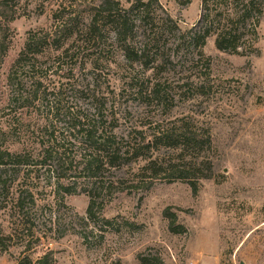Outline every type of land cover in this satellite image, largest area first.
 <instances>
[{"label":"rangeland","instance_id":"obj_1","mask_svg":"<svg viewBox=\"0 0 264 264\" xmlns=\"http://www.w3.org/2000/svg\"><path fill=\"white\" fill-rule=\"evenodd\" d=\"M63 2L20 0L6 14L15 15V20L8 24L11 46L1 70L0 130L18 121L28 133L33 110H25L23 116L12 108L6 110V78L30 34L54 28L53 14ZM182 3L159 0L155 10L158 15L167 13L184 31L198 21L201 0ZM122 4L127 7L124 0ZM261 36L260 54L246 57L218 51L214 37L207 41L203 57L170 43L172 64L161 73L135 71L140 85L144 83L141 94L127 85L133 74L125 76L105 67L97 87L99 97L119 107L121 129L145 125L148 129L193 117L213 136L215 177L202 181L194 194L187 183L165 179L155 181L149 190L131 189L133 184L144 186L141 176L135 178L128 169L116 171L111 176L124 181L108 192L102 215L93 223L83 220L90 202L85 194L66 196L61 202L52 188H38L35 206L26 203L29 218L24 224L15 203L0 197V233L11 237L4 241L6 249L0 248V264H18L26 256L37 261L46 253L52 254L54 264H264V20ZM57 55L53 52L36 63L42 68H36L38 75L46 78L47 95L58 94L60 105L91 112L90 100L70 89L92 83V68L79 69L78 62L71 72L67 68L73 63L58 60ZM28 76L24 72L21 78ZM31 83L28 80V88ZM154 84L167 90V99L152 96ZM200 87L204 94H199ZM50 102L55 103L51 95L42 111ZM11 141L19 140L15 135L0 136V146L12 151L22 148ZM143 165L142 161L133 171ZM166 210L176 215L183 233L171 232ZM101 218L112 221V227L103 228Z\"/></svg>","mask_w":264,"mask_h":264},{"label":"trees","instance_id":"obj_2","mask_svg":"<svg viewBox=\"0 0 264 264\" xmlns=\"http://www.w3.org/2000/svg\"><path fill=\"white\" fill-rule=\"evenodd\" d=\"M19 1L0 0V24H7L0 25V88L1 70L12 39L8 24L15 20V15L6 17V14ZM63 1L62 8L53 14L54 28L30 34L6 78L9 89L6 110L12 108L20 116L25 110L28 113L33 110V114L31 123L28 121V133L18 121L0 130V136L5 138L17 136L19 141L10 144L22 147L12 151L0 146V197L15 203L13 208L22 212L24 224L29 218V213L24 212L26 203L35 206L38 188H52L54 198L61 202L66 196L85 194L90 202L83 220L93 223L102 215L108 192L124 181L111 175L123 169L131 171L135 178L141 176L144 186L133 184L131 189L149 190L155 181L165 179L185 182L197 194L202 181L215 177L210 130L187 115L168 124L123 131L119 107L99 97L101 74L112 68L125 76L133 74L127 85L141 94L144 83L140 85L135 71L161 73L172 64L170 43L185 46L203 57L207 41L214 37L220 52L241 57L259 55L264 0H201L198 21L184 31L167 13H156L159 0H124L127 7L122 0ZM192 1L184 0L182 5ZM53 52L58 54V60L73 63L67 68L71 72L78 62L79 69L92 68V83L70 91L87 97L93 114L60 105L62 98H55L58 94L47 95L46 78L43 73L38 75L37 69L42 68H37L36 63ZM24 72L31 76L21 78ZM28 80L32 82L30 88ZM199 90L200 95L204 94L202 87ZM2 94L0 91V101ZM151 94L157 99H167V90L158 84H154ZM50 95L55 103L50 102L42 111ZM142 161L144 165L134 172L133 167ZM27 182L28 187H23ZM164 216L169 220L171 232H184L174 213L166 210ZM101 219L103 228L112 227V221ZM10 239L0 233V248L6 249L4 241ZM18 264H54V259L51 253H46L37 261L26 256Z\"/></svg>","mask_w":264,"mask_h":264}]
</instances>
